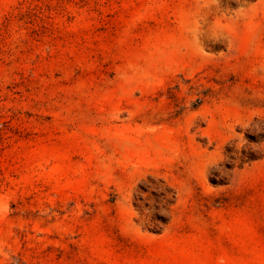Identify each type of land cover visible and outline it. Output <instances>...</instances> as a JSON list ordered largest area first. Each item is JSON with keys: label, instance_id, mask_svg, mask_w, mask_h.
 Masks as SVG:
<instances>
[{"label": "rangeland", "instance_id": "1", "mask_svg": "<svg viewBox=\"0 0 264 264\" xmlns=\"http://www.w3.org/2000/svg\"><path fill=\"white\" fill-rule=\"evenodd\" d=\"M0 264H264V0H0Z\"/></svg>", "mask_w": 264, "mask_h": 264}]
</instances>
